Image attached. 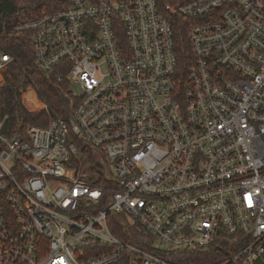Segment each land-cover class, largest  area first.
<instances>
[{
  "label": "built area",
  "instance_id": "1",
  "mask_svg": "<svg viewBox=\"0 0 264 264\" xmlns=\"http://www.w3.org/2000/svg\"><path fill=\"white\" fill-rule=\"evenodd\" d=\"M12 28L77 100L15 132L0 110V264H264V0H67Z\"/></svg>",
  "mask_w": 264,
  "mask_h": 264
},
{
  "label": "trees",
  "instance_id": "2",
  "mask_svg": "<svg viewBox=\"0 0 264 264\" xmlns=\"http://www.w3.org/2000/svg\"><path fill=\"white\" fill-rule=\"evenodd\" d=\"M182 1V0H176ZM66 4L67 0H63ZM60 0H0V50L11 61L0 81V110L7 114L11 132L29 126L46 127L51 119L68 116L77 97L60 64L53 71H44L36 63L28 34L12 28L13 24L64 5ZM175 50L179 67L185 71L191 58L189 28L192 21L176 15L172 21ZM123 30L117 28L120 36ZM223 249L198 251L178 259L180 264H214L222 260Z\"/></svg>",
  "mask_w": 264,
  "mask_h": 264
},
{
  "label": "rangeland",
  "instance_id": "3",
  "mask_svg": "<svg viewBox=\"0 0 264 264\" xmlns=\"http://www.w3.org/2000/svg\"><path fill=\"white\" fill-rule=\"evenodd\" d=\"M3 77V76H2Z\"/></svg>",
  "mask_w": 264,
  "mask_h": 264
}]
</instances>
